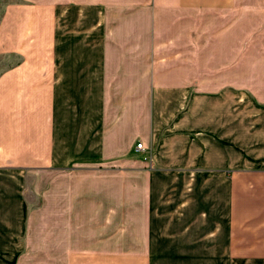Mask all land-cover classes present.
<instances>
[{
    "label": "crops",
    "instance_id": "0c3cea01",
    "mask_svg": "<svg viewBox=\"0 0 264 264\" xmlns=\"http://www.w3.org/2000/svg\"><path fill=\"white\" fill-rule=\"evenodd\" d=\"M7 9L0 264H264V0Z\"/></svg>",
    "mask_w": 264,
    "mask_h": 264
},
{
    "label": "rangeland",
    "instance_id": "374dc122",
    "mask_svg": "<svg viewBox=\"0 0 264 264\" xmlns=\"http://www.w3.org/2000/svg\"><path fill=\"white\" fill-rule=\"evenodd\" d=\"M10 0H0V21L5 18V15L8 14V3ZM9 64L8 58H4L0 56V68L7 66Z\"/></svg>",
    "mask_w": 264,
    "mask_h": 264
},
{
    "label": "built area",
    "instance_id": "2783aa9c",
    "mask_svg": "<svg viewBox=\"0 0 264 264\" xmlns=\"http://www.w3.org/2000/svg\"><path fill=\"white\" fill-rule=\"evenodd\" d=\"M134 149H141V142H137V143H135V145H134Z\"/></svg>",
    "mask_w": 264,
    "mask_h": 264
}]
</instances>
